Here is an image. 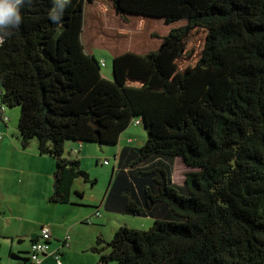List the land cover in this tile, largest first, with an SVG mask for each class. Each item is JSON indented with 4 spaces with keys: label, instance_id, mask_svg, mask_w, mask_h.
Returning <instances> with one entry per match:
<instances>
[{
    "label": "trees",
    "instance_id": "trees-1",
    "mask_svg": "<svg viewBox=\"0 0 264 264\" xmlns=\"http://www.w3.org/2000/svg\"><path fill=\"white\" fill-rule=\"evenodd\" d=\"M57 3L24 0L0 31V107L19 108L21 148L55 159L49 200L95 182L67 142L116 144L140 119L108 204L153 223L99 235V262L264 264V0H71L54 21Z\"/></svg>",
    "mask_w": 264,
    "mask_h": 264
},
{
    "label": "crops",
    "instance_id": "crops-1",
    "mask_svg": "<svg viewBox=\"0 0 264 264\" xmlns=\"http://www.w3.org/2000/svg\"><path fill=\"white\" fill-rule=\"evenodd\" d=\"M4 116L7 117L5 121ZM14 116H16V112ZM11 120L12 118L8 117V112L3 111L1 115L0 111V140L2 123H8ZM132 125L136 126L131 124L123 130L116 144L99 145L80 140L69 141L65 144L63 157L68 160H78L83 170L89 173V180L94 178L95 182L77 178L72 183L69 201L64 203L49 200L55 190L52 186L54 185L55 159L50 155L40 154L37 150V143H33L35 140L31 141L25 149L14 143L17 148L12 149L8 168L4 164L6 157L0 154V212L7 211L0 217V223H2L0 252H8L10 255V259L6 260L8 264H27L14 256L28 252L31 238L38 235L43 226L50 228L52 237L49 254L43 258L40 264H57L52 256L56 250L60 252L61 264H102L99 262V254L93 252L91 246L95 244L99 235L102 236L104 242L109 241L116 230V224H121V216L118 215L123 214L120 208L110 207L108 192L111 186L117 183L115 179L121 171V165L124 170L129 169L127 167L128 158L123 156L122 152L126 148H139L144 143V140L135 135L134 130H129ZM16 139L18 142L17 132ZM138 142L141 144L134 147L133 143ZM105 146L113 150L107 152ZM111 155L113 156L112 163ZM85 160L90 168L99 165L111 166L110 178L105 187L99 186V182H96V178H98L96 175L94 177L90 175L92 173L85 165ZM105 160L108 163L102 164ZM16 171L21 175H26L20 182H16V179L11 180V174ZM4 189L11 190L9 198L3 197ZM12 195H14L13 198ZM5 207L9 208L10 215L8 210L4 209ZM15 209L21 210L23 213L27 211L28 214L25 218L27 221L23 222L21 215L16 214L15 216L13 214ZM96 211L99 212L98 215H96ZM141 217H149L153 220V217L148 215ZM111 218L114 220L111 221ZM148 223L149 220L145 224ZM67 237L69 245L64 246V240ZM88 251L94 254V258L83 262L79 261L77 255ZM11 253L14 256H11Z\"/></svg>",
    "mask_w": 264,
    "mask_h": 264
},
{
    "label": "rangeland",
    "instance_id": "rangeland-1",
    "mask_svg": "<svg viewBox=\"0 0 264 264\" xmlns=\"http://www.w3.org/2000/svg\"><path fill=\"white\" fill-rule=\"evenodd\" d=\"M98 57L103 58L105 60V62L107 63L104 67H102V75H103V77L111 78L112 77V70H111L112 69V65H111L110 59H112V58L110 57V55H106V53L105 54L104 53H99ZM5 111L8 112V117L10 116V118H12L11 122L2 123V131H1L2 132V136H1V140H0V154L4 155L6 157V161H4V164H5V167H7V166H9V162L8 161L10 159V155L12 153V149L15 150L17 148V147H15L14 143L17 144L18 146H20V142L19 141L17 142V139H16V132H17V135H18V130H17L18 120H16L18 118H16V117H19V108L18 107H13V108H10V109L6 108ZM15 112H16V116H14ZM14 118H16V119H14ZM129 130H131V131L134 130L135 133H136L135 135L138 138H141L142 140H144V142H145L147 135H146V131H145L143 125H136V126L132 125L129 128ZM129 133L132 134L133 132H129ZM33 143L36 144L37 142L33 141ZM140 144H141V142L133 143V146L137 147V145H140ZM13 147H15V148H13ZM94 148L97 149L96 147H94ZM108 148L109 147L105 146V149H106L107 152H110V151L113 150V149H108ZM110 159H111V163H112V161H113V156L112 155L110 156ZM84 163H85V165H87L88 169L91 171L92 174H90V175H93L92 177H94V175H96L98 177V178H96V182H99V186H102V187L104 186L105 187L107 185L108 181H109V178H110L109 176H110V172H111V166L99 165V166H95V167L92 166V168H90V166H89V164L87 163L86 160L84 161ZM173 167H174L173 168V170H174L173 179H174V182H176L178 184H182L183 183L184 174L187 171L193 170V169L186 168L181 163V161L178 160V159L175 160ZM17 172L18 171L13 172L11 174V177H12L11 180L16 179V182L17 181L20 182L21 180L24 179V177L26 175H21L19 172L18 173ZM87 174L89 175L88 172H87ZM0 184H1V182H0ZM52 186H53V189H54V185H52ZM9 193H11V190L9 191V190H5L4 189L3 197L9 198ZM13 197H14V195H12V198ZM18 198L19 197L17 196V199ZM18 202L20 204V201H18ZM12 203H14V202L12 201ZM13 206H15V205L13 204ZM4 209H7L8 213L10 215L9 208L5 207ZM6 212H0V214H1L0 217L2 215H4ZM13 214L15 216H16V214L21 215L23 217L22 218L23 222L27 221L25 219L27 217V214H28L27 211H25L23 213L21 210L15 209ZM118 216H121V224H116V229L120 225H127L129 227H133V228H136V229H148L153 223V220L150 219L149 217H140V216L127 215V214H125V215L121 214V215H118ZM112 220H114V218H111V221ZM147 220H149V223L145 224ZM116 223H119V222H116ZM1 226H2V223H0V230L2 229ZM112 235H111V237H112ZM98 257L100 259V255ZM77 258L79 259V261L83 262V261L88 260L89 258H94V254L91 251L81 252L79 255H77ZM9 259H10V255L8 254V252H0V264H8V262L6 260H9ZM75 261H78V260H75ZM27 264H29V263H27Z\"/></svg>",
    "mask_w": 264,
    "mask_h": 264
},
{
    "label": "clouds",
    "instance_id": "clouds-1",
    "mask_svg": "<svg viewBox=\"0 0 264 264\" xmlns=\"http://www.w3.org/2000/svg\"><path fill=\"white\" fill-rule=\"evenodd\" d=\"M24 0H0V31L15 28L21 22L20 8ZM71 0H58V11L52 16V19L58 20L63 15L65 7Z\"/></svg>",
    "mask_w": 264,
    "mask_h": 264
},
{
    "label": "built area",
    "instance_id": "built-area-1",
    "mask_svg": "<svg viewBox=\"0 0 264 264\" xmlns=\"http://www.w3.org/2000/svg\"><path fill=\"white\" fill-rule=\"evenodd\" d=\"M101 65L104 66L105 63L103 60L100 61ZM139 124V120H136L134 124ZM103 164H107V161H103ZM51 238V231L48 227H43L40 231V234L36 240L31 243L30 250L28 252V259L33 264H39L42 257L49 251V240ZM66 240L65 244L68 245ZM53 257L56 260L57 264H61L60 254L58 251L53 253Z\"/></svg>",
    "mask_w": 264,
    "mask_h": 264
},
{
    "label": "bare ground",
    "instance_id": "bare-ground-1",
    "mask_svg": "<svg viewBox=\"0 0 264 264\" xmlns=\"http://www.w3.org/2000/svg\"><path fill=\"white\" fill-rule=\"evenodd\" d=\"M101 61V60H100ZM104 61V60H103ZM101 63V62H100ZM105 63V62H104ZM102 66V65H101ZM105 66V65H104ZM104 66H102V67H104ZM7 107H4V106H1L0 107V111H1V115H2V113H3V111H5V109H6ZM9 109V108H8ZM5 120H7V117L6 116H4V121ZM139 120V124L137 123V124H134V125H142L141 124V120L140 119H138ZM143 127H144V125H143ZM145 129V128H144ZM106 161V160H105ZM175 162V161H174ZM108 163V162H107ZM102 164H103V162H102ZM174 165V164H173ZM174 168V167H173ZM83 169V168H82ZM173 174H174V170L172 171V178H171V182H174V179H173ZM185 175V174H184ZM183 182H184V180H183ZM174 183H176V182H174ZM178 184V183H177ZM183 184V183H182ZM182 184H179V185H182ZM54 186H56L55 184H54ZM96 215H98L99 214V212L98 211H96ZM43 227H48V226H43ZM42 227V228H43ZM41 228V229H42ZM49 228V227H48ZM50 229V228H49ZM41 231V230H40ZM51 231V230H50ZM39 234H40V232H39ZM39 234L38 235H36L35 237H33V238H31V241H30V246H31V243L34 241V240H36L37 238H38V236H39ZM51 237H52V234H51ZM66 240L68 241L67 243H68V245H69V238L67 237L65 240H64V246H68V245H66L65 244V242H66ZM50 241H51V238H50V240H49V248H50ZM30 250V249H29ZM29 250H28V252H29ZM56 251H58L59 252V250H56ZM56 251H54V252H56ZM28 252H22V254L19 256V257H21V258H25L26 260L25 261H23V262H26V263H29V264H33L32 262H30L29 261V259H28ZM53 252V253H54ZM53 253H52V256H53ZM49 254V251H48V253L47 254H45L43 257H42V259H41V261L43 260V258L45 257V256H47ZM59 254H60V252H59ZM55 259V258H54ZM21 260V259H20ZM61 261V260H60ZM41 263V262H40ZM39 263V264H40Z\"/></svg>",
    "mask_w": 264,
    "mask_h": 264
},
{
    "label": "water",
    "instance_id": "water-1",
    "mask_svg": "<svg viewBox=\"0 0 264 264\" xmlns=\"http://www.w3.org/2000/svg\"><path fill=\"white\" fill-rule=\"evenodd\" d=\"M54 189H56V186H54Z\"/></svg>",
    "mask_w": 264,
    "mask_h": 264
}]
</instances>
